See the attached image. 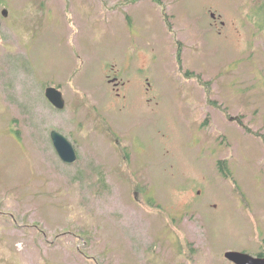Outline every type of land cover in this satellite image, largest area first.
Masks as SVG:
<instances>
[{
    "label": "rangeland",
    "instance_id": "obj_1",
    "mask_svg": "<svg viewBox=\"0 0 264 264\" xmlns=\"http://www.w3.org/2000/svg\"><path fill=\"white\" fill-rule=\"evenodd\" d=\"M262 7L0 0V264L264 254Z\"/></svg>",
    "mask_w": 264,
    "mask_h": 264
},
{
    "label": "water",
    "instance_id": "obj_2",
    "mask_svg": "<svg viewBox=\"0 0 264 264\" xmlns=\"http://www.w3.org/2000/svg\"><path fill=\"white\" fill-rule=\"evenodd\" d=\"M3 15H8L7 9L3 10ZM46 97L56 108L60 110L65 108L66 101L59 88L48 86ZM51 138L59 156L66 164H73L78 161L79 156L75 146L63 133L52 130ZM225 257L234 264H264V256H254L243 251L230 250L225 253Z\"/></svg>",
    "mask_w": 264,
    "mask_h": 264
},
{
    "label": "flooded vegetation",
    "instance_id": "obj_3",
    "mask_svg": "<svg viewBox=\"0 0 264 264\" xmlns=\"http://www.w3.org/2000/svg\"><path fill=\"white\" fill-rule=\"evenodd\" d=\"M111 82H114L115 83V86H118L119 85V81H118V78L117 77H114Z\"/></svg>",
    "mask_w": 264,
    "mask_h": 264
},
{
    "label": "trees",
    "instance_id": "obj_4",
    "mask_svg": "<svg viewBox=\"0 0 264 264\" xmlns=\"http://www.w3.org/2000/svg\"><path fill=\"white\" fill-rule=\"evenodd\" d=\"M263 9H264V7H262L260 10H263ZM259 13H261V12H259ZM222 171H223V173H226L228 170L222 169ZM258 256H264V254L260 253V254H258Z\"/></svg>",
    "mask_w": 264,
    "mask_h": 264
}]
</instances>
